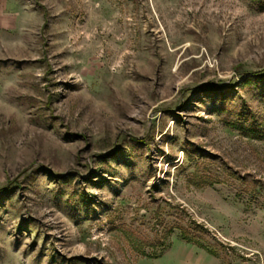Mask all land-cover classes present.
<instances>
[{
  "label": "rangeland",
  "instance_id": "obj_1",
  "mask_svg": "<svg viewBox=\"0 0 264 264\" xmlns=\"http://www.w3.org/2000/svg\"><path fill=\"white\" fill-rule=\"evenodd\" d=\"M0 264H264V0H0Z\"/></svg>",
  "mask_w": 264,
  "mask_h": 264
}]
</instances>
